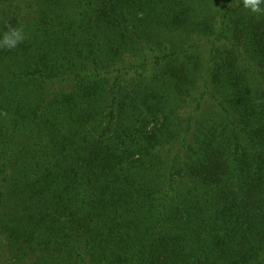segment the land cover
<instances>
[{"label":"trees","instance_id":"obj_1","mask_svg":"<svg viewBox=\"0 0 264 264\" xmlns=\"http://www.w3.org/2000/svg\"><path fill=\"white\" fill-rule=\"evenodd\" d=\"M0 264H264V16L242 0H0Z\"/></svg>","mask_w":264,"mask_h":264},{"label":"clouds","instance_id":"obj_2","mask_svg":"<svg viewBox=\"0 0 264 264\" xmlns=\"http://www.w3.org/2000/svg\"><path fill=\"white\" fill-rule=\"evenodd\" d=\"M243 7L251 14L264 16V0H242ZM27 39L24 26L8 27L0 33V49H16Z\"/></svg>","mask_w":264,"mask_h":264}]
</instances>
